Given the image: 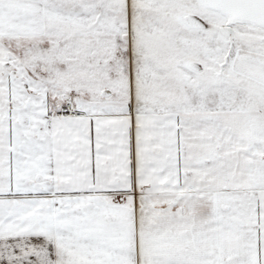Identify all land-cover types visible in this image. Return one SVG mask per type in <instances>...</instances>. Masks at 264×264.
Masks as SVG:
<instances>
[{"label":"snow or ice","instance_id":"snow-or-ice-1","mask_svg":"<svg viewBox=\"0 0 264 264\" xmlns=\"http://www.w3.org/2000/svg\"><path fill=\"white\" fill-rule=\"evenodd\" d=\"M0 264H264V0H0Z\"/></svg>","mask_w":264,"mask_h":264}]
</instances>
